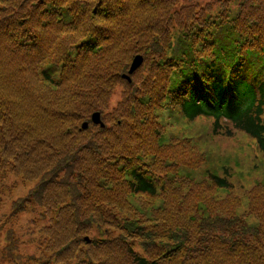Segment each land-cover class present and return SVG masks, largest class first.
<instances>
[{
    "label": "trees",
    "instance_id": "obj_1",
    "mask_svg": "<svg viewBox=\"0 0 264 264\" xmlns=\"http://www.w3.org/2000/svg\"><path fill=\"white\" fill-rule=\"evenodd\" d=\"M165 110L264 157V0H0V209L20 184L6 218L46 219L1 260L264 264V181L195 174L209 157Z\"/></svg>",
    "mask_w": 264,
    "mask_h": 264
},
{
    "label": "rangeland",
    "instance_id": "obj_2",
    "mask_svg": "<svg viewBox=\"0 0 264 264\" xmlns=\"http://www.w3.org/2000/svg\"><path fill=\"white\" fill-rule=\"evenodd\" d=\"M204 1L211 3L232 1L234 3L236 0ZM116 95L120 96L119 90ZM115 101L116 99H113L111 104ZM162 117L167 125L168 136L193 138V143L208 155V162L195 171V174L207 168H215L220 174H224L229 169L231 173L229 179L234 185L233 190L243 198H245V189H249L259 181H264V157L259 153L255 140L245 132L233 130V135H228L226 132L214 134L211 118H199L190 122L179 110L162 111ZM185 171L186 168H182V172ZM7 189H11V192L5 196V205L0 209V249L2 250L5 243L9 242L6 237L11 236L21 250L26 244L30 250L34 251L36 244L33 245L32 242L38 240L37 230L45 224L46 219L40 213L35 214L36 212L32 211L21 214L14 222V219L6 218L11 211L12 202L26 194L28 187L16 184L5 188ZM220 194L224 193L220 192ZM14 263V259L8 254H5V260H1L0 257V264ZM18 264L32 263L20 261Z\"/></svg>",
    "mask_w": 264,
    "mask_h": 264
},
{
    "label": "water",
    "instance_id": "obj_3",
    "mask_svg": "<svg viewBox=\"0 0 264 264\" xmlns=\"http://www.w3.org/2000/svg\"><path fill=\"white\" fill-rule=\"evenodd\" d=\"M142 63H143V57L141 55L137 56L134 59L133 63L131 64V67L129 69V74H132L136 69H138L141 66ZM126 77L130 78L129 75H127ZM93 122L95 124H102V126L104 125L103 122H102V119H101V114L99 112L94 113ZM88 126H89L88 123H84L83 128L87 129Z\"/></svg>",
    "mask_w": 264,
    "mask_h": 264
}]
</instances>
